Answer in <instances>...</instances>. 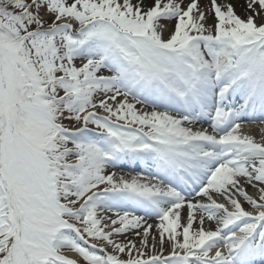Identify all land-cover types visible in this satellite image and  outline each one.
Instances as JSON below:
<instances>
[{"label": "snow or ice", "instance_id": "1", "mask_svg": "<svg viewBox=\"0 0 264 264\" xmlns=\"http://www.w3.org/2000/svg\"><path fill=\"white\" fill-rule=\"evenodd\" d=\"M238 2L0 0V264H264V0Z\"/></svg>", "mask_w": 264, "mask_h": 264}, {"label": "bare ground", "instance_id": "2", "mask_svg": "<svg viewBox=\"0 0 264 264\" xmlns=\"http://www.w3.org/2000/svg\"><path fill=\"white\" fill-rule=\"evenodd\" d=\"M200 3H201V6L203 7L204 4L208 3V0H200ZM243 3H244V0H239V2H238L237 5H236V12H237V14L241 15L242 17L245 16L244 8H243V6H242ZM209 22L211 23V19L209 20ZM258 22H259V20H258ZM165 33L168 34V31H165ZM244 131H245V132H248L249 134H252V135L256 136L257 139H259L260 136L262 135V134L259 132L258 128L255 129V128H248V127H245ZM129 170H130V169H128V168L123 169V171H125V172H127V171H129ZM110 171H111V169H110ZM117 171H120V169H117ZM137 171H138V170H137ZM247 190L250 191L251 194L254 192V190H253L251 187H248ZM185 212H186V210H185ZM148 223H150V221H148ZM153 223H155V222H153ZM206 227H214V224H206ZM153 233L155 234V229H153ZM121 237L124 238L123 236H121ZM121 237H120V238H121ZM137 241H138V240H137ZM149 251H150V249H149Z\"/></svg>", "mask_w": 264, "mask_h": 264}, {"label": "rangeland", "instance_id": "3", "mask_svg": "<svg viewBox=\"0 0 264 264\" xmlns=\"http://www.w3.org/2000/svg\"><path fill=\"white\" fill-rule=\"evenodd\" d=\"M210 23V22H209ZM164 35H165V38L167 37V33H164ZM139 107V106H138ZM249 193H250V191H249ZM251 194V193H250ZM246 207H248L247 205H245ZM154 222V221H153ZM154 234V233H153ZM128 238H132V234L130 233L129 235H128ZM121 240H124L125 239V237L124 238H120ZM150 243H151V240H150ZM137 246L139 247V242L137 241Z\"/></svg>", "mask_w": 264, "mask_h": 264}]
</instances>
